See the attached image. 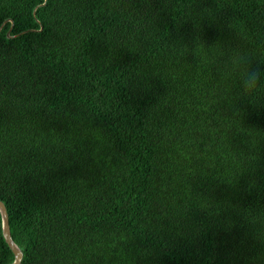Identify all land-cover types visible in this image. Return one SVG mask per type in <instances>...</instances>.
<instances>
[{"label":"trees","instance_id":"trees-1","mask_svg":"<svg viewBox=\"0 0 264 264\" xmlns=\"http://www.w3.org/2000/svg\"><path fill=\"white\" fill-rule=\"evenodd\" d=\"M238 58L264 69V0H0L20 264H264V95Z\"/></svg>","mask_w":264,"mask_h":264},{"label":"clouds","instance_id":"clouds-1","mask_svg":"<svg viewBox=\"0 0 264 264\" xmlns=\"http://www.w3.org/2000/svg\"><path fill=\"white\" fill-rule=\"evenodd\" d=\"M237 67L241 69L242 92L253 105L260 104V97L264 95V69L251 67L249 61L237 59Z\"/></svg>","mask_w":264,"mask_h":264},{"label":"water","instance_id":"water-1","mask_svg":"<svg viewBox=\"0 0 264 264\" xmlns=\"http://www.w3.org/2000/svg\"><path fill=\"white\" fill-rule=\"evenodd\" d=\"M6 21L10 22V27L6 33L9 36V32L13 26V22L11 19H7L5 20V22ZM0 219H1L2 237L14 255L13 261L9 264H20L23 254L20 248L17 246V244L13 241L10 235L8 215H7L5 206L1 201H0Z\"/></svg>","mask_w":264,"mask_h":264}]
</instances>
